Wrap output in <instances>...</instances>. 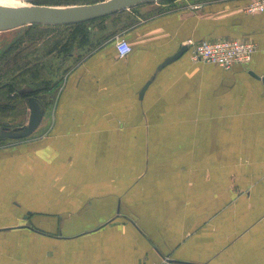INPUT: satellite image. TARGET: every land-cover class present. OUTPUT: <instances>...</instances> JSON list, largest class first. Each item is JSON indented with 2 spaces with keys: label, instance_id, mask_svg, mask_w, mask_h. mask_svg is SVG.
<instances>
[{
  "label": "crops",
  "instance_id": "1",
  "mask_svg": "<svg viewBox=\"0 0 264 264\" xmlns=\"http://www.w3.org/2000/svg\"><path fill=\"white\" fill-rule=\"evenodd\" d=\"M250 2L89 21L108 44L51 85V109L39 100L46 136L0 146V264H264V13ZM222 38L255 43L251 62L165 64Z\"/></svg>",
  "mask_w": 264,
  "mask_h": 264
},
{
  "label": "rangeland",
  "instance_id": "2",
  "mask_svg": "<svg viewBox=\"0 0 264 264\" xmlns=\"http://www.w3.org/2000/svg\"><path fill=\"white\" fill-rule=\"evenodd\" d=\"M100 1L107 0H0V7H71ZM71 26L27 25L0 31V127L22 130L28 126L31 112L27 97L34 96L51 109L57 97V89L51 85L60 84L80 54L108 44V38L99 33L102 26L97 23ZM51 120L49 114L39 130L27 139L0 138V146L46 136L43 132L52 126Z\"/></svg>",
  "mask_w": 264,
  "mask_h": 264
},
{
  "label": "water",
  "instance_id": "3",
  "mask_svg": "<svg viewBox=\"0 0 264 264\" xmlns=\"http://www.w3.org/2000/svg\"><path fill=\"white\" fill-rule=\"evenodd\" d=\"M165 0H107L95 4L71 7L30 6L0 7V31L16 29L27 25L70 26L97 20L116 12L133 8L140 3ZM187 48L184 47L177 55L168 59L165 64L180 58ZM144 91L141 93V96ZM30 120L26 128L11 130L0 127V136L16 141L31 137L40 127L46 110L35 97H28ZM179 264V263H164Z\"/></svg>",
  "mask_w": 264,
  "mask_h": 264
},
{
  "label": "built area",
  "instance_id": "4",
  "mask_svg": "<svg viewBox=\"0 0 264 264\" xmlns=\"http://www.w3.org/2000/svg\"><path fill=\"white\" fill-rule=\"evenodd\" d=\"M246 12L253 15L264 13V0H251ZM185 47L192 61L210 63L224 69L250 63L257 50L256 44L251 41L232 38L200 41L190 39L185 43ZM116 50L120 58H126L133 48L125 38H118Z\"/></svg>",
  "mask_w": 264,
  "mask_h": 264
},
{
  "label": "trees",
  "instance_id": "5",
  "mask_svg": "<svg viewBox=\"0 0 264 264\" xmlns=\"http://www.w3.org/2000/svg\"><path fill=\"white\" fill-rule=\"evenodd\" d=\"M85 23H90V22H85ZM85 23H81V24H76V25H72L71 27H77V26H82V25H85ZM57 27V26H56ZM66 27H68V26H66ZM30 97H34V96H30ZM28 98V97H27ZM27 98H26V100H27ZM2 128H8V127H2ZM10 129V128H9ZM0 138H3V137H0Z\"/></svg>",
  "mask_w": 264,
  "mask_h": 264
}]
</instances>
